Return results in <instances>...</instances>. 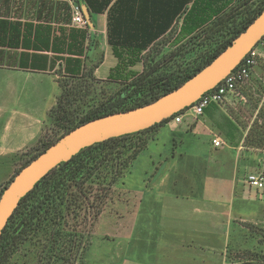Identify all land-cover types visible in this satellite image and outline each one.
<instances>
[{"label": "rangeland", "instance_id": "1", "mask_svg": "<svg viewBox=\"0 0 264 264\" xmlns=\"http://www.w3.org/2000/svg\"><path fill=\"white\" fill-rule=\"evenodd\" d=\"M262 2L244 0L233 11L245 19ZM216 30L215 25L176 47L169 34L146 53L144 63L149 72L155 67L154 79L191 71L218 43ZM93 59L86 62L87 70L100 55ZM48 73L30 75L9 65L0 69V146L23 138L26 126L42 120L32 147L0 155V194L27 160L63 134L52 116L63 84L80 92L71 106L80 116L126 86L108 77L73 80L58 69ZM184 110L180 122L172 119L132 138L134 144L144 141L145 148L114 184L108 186L113 170L101 172L108 189L98 191L102 187L95 184L78 219L69 218L65 230L78 242L72 251L64 249L69 251L63 253L65 261L48 256L49 242L40 233L6 264H264V189L247 183L249 175L264 176V149L251 146V135L264 124V85L251 78L238 94L199 117ZM216 137L223 141L221 150L212 147Z\"/></svg>", "mask_w": 264, "mask_h": 264}, {"label": "trees", "instance_id": "2", "mask_svg": "<svg viewBox=\"0 0 264 264\" xmlns=\"http://www.w3.org/2000/svg\"><path fill=\"white\" fill-rule=\"evenodd\" d=\"M111 1L74 0L80 7L86 4L94 14L104 13ZM243 1L117 0L109 9L108 43L118 63L111 70L108 81L126 83V86L80 116L71 109L80 98V92L69 89L68 84H63L57 107L52 108L55 124L63 130V134L55 141L45 144L42 150L27 160L16 174L75 128L104 116L154 102L195 76L228 48L264 11L262 2L257 9L247 14L245 19H241L233 10H238ZM215 25L217 30L214 33L220 34L218 43L206 51V59L201 64L191 68V71L184 70L181 75L162 74L154 79L155 67L153 70L151 67L149 72V65L144 63V57L156 43L172 34L173 46L176 47L187 39L211 30ZM209 39L216 40L212 35ZM92 44L89 26L80 29L25 22L21 30L8 28L0 23V46L21 49L20 52L0 50V66L9 65L37 72H54L58 69L64 78L96 79L94 69L97 65L90 70L86 69L87 52ZM206 44L209 45L208 42ZM139 63H144L142 73L134 70ZM181 113L149 129L111 138L84 148L71 160L62 162L50 171L20 201L9 219L0 238V264H6L25 242L38 237L40 233L49 242L45 245V249L48 248L45 251L48 256L51 254V259L65 261L63 253L69 251L64 249L72 251L78 242L76 234L67 233L65 230L69 218L74 221L78 219L77 213L83 208L85 201L90 200V195L94 194L95 184L102 187L98 188V191L102 189L104 192L108 189L104 187L106 180H100L101 172L113 170L115 176L111 178L108 186L114 184L145 148L144 141L134 144L132 138L169 123ZM260 128L251 135L253 137L251 146L264 149V124ZM3 191L4 189L0 196ZM95 199L99 201V197ZM93 206L89 207L93 209ZM101 213L102 210L99 209L96 217L98 218Z\"/></svg>", "mask_w": 264, "mask_h": 264}, {"label": "water", "instance_id": "3", "mask_svg": "<svg viewBox=\"0 0 264 264\" xmlns=\"http://www.w3.org/2000/svg\"><path fill=\"white\" fill-rule=\"evenodd\" d=\"M82 10L88 26L94 29L89 9L83 5ZM263 38L264 11L228 48L177 89L142 107L87 122L62 136L22 168L4 189L0 197V238L20 201L59 164L71 160L84 148L149 129L190 107L237 68Z\"/></svg>", "mask_w": 264, "mask_h": 264}, {"label": "crops", "instance_id": "4", "mask_svg": "<svg viewBox=\"0 0 264 264\" xmlns=\"http://www.w3.org/2000/svg\"><path fill=\"white\" fill-rule=\"evenodd\" d=\"M116 1L117 0H112L110 6L102 14L92 13L89 7L85 4L91 13V19L94 25V29L90 28L92 43L98 42V46L93 43L89 48L87 52L88 54H87L86 62L88 64V62L91 59H93L94 56L100 55V59L97 62H95L97 67L94 72L95 77H97L98 79H105L109 77L111 70L118 63V59L115 57L113 49L108 43V14L110 7ZM189 6H191V4ZM72 17H73V4L69 0H0V23L2 26L6 25L8 28L14 27V28H20L22 30L23 24L25 22L50 24L54 27H59V26L72 27ZM181 23L182 22H180V24ZM259 44H261L260 46L261 58L259 60L257 67L253 70L250 79L251 78L253 80L256 79V82L264 85V38L262 39V41H260ZM2 49L12 52L21 51L20 48L19 49L9 48V47L4 48L0 46V50ZM142 66L143 64L139 63L134 68V70L139 72L140 69L143 68ZM3 67H5V65L0 66V69H2ZM12 68L14 69V71L22 70L23 72L28 73L30 75L33 74L50 75L48 72L24 70V69H20L19 67H12ZM53 105L54 104L50 106L52 107ZM50 109L47 108L48 111ZM40 121L42 120L35 121L34 123L36 125H34L33 127H31L30 125L26 126L24 129L25 136L23 138L16 140L15 142L7 141L4 146H0V155L3 157L13 156L17 154L19 151H22V149H26L27 147H32L37 140V135H38L37 131L41 129ZM5 129H8V126H6ZM9 129H10V125H9ZM212 147L215 150L222 149V147L219 148H215L214 146Z\"/></svg>", "mask_w": 264, "mask_h": 264}, {"label": "built area", "instance_id": "5", "mask_svg": "<svg viewBox=\"0 0 264 264\" xmlns=\"http://www.w3.org/2000/svg\"><path fill=\"white\" fill-rule=\"evenodd\" d=\"M69 1H71L73 4L72 27L80 29L87 28L88 23L84 17L82 7L75 3L74 0ZM256 47L253 48L244 57L238 67L228 74L215 88L206 92L202 97H200V99H198L188 108V111L191 113V115L195 117L202 116L212 105L221 106L228 100L230 96L238 94V88L250 79L253 70L257 67L261 58L260 51H258ZM180 115L175 117L174 121L180 122ZM212 144L215 148H219L222 146L223 141L216 137L212 141ZM247 183L253 189L263 190L264 176L249 175L247 178Z\"/></svg>", "mask_w": 264, "mask_h": 264}]
</instances>
